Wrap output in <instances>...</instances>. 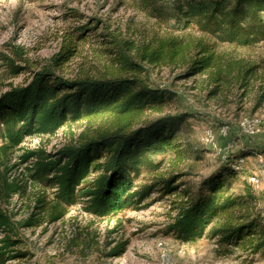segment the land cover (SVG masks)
Returning a JSON list of instances; mask_svg holds the SVG:
<instances>
[{"label": "rangeland", "instance_id": "rangeland-1", "mask_svg": "<svg viewBox=\"0 0 264 264\" xmlns=\"http://www.w3.org/2000/svg\"><path fill=\"white\" fill-rule=\"evenodd\" d=\"M81 27H86L83 33ZM198 44L214 53L217 64L194 76L185 75L192 60L199 57ZM160 46L164 55L151 63L147 53ZM67 49L72 50V56L53 68L57 76L137 77L149 87L172 92L173 97L162 109L129 121L112 114L82 119L53 135L28 137L11 150L8 180L17 182L22 190L8 202L0 203V208L13 221H26L33 214L41 224L21 229L25 242L17 250L27 255L6 264H243L240 260L216 258L213 243L207 240L181 244L163 230L177 212L182 189L195 190L200 180L216 172L227 156L259 153L264 148V99L258 100L264 94V44L254 48L217 44L192 27L181 30L172 21L160 22L146 16L135 0H0V93L26 85L35 72L50 65L52 57ZM16 51L22 54V60H18ZM121 52L141 68H136L137 72L129 70L119 57ZM3 56L15 60V65L22 68L20 74L12 76L8 72ZM184 112L192 115L187 124L191 138L203 149V160L196 165L194 176L177 182L181 185L178 192L160 199L154 193L147 200L152 201L147 208L128 210L114 218L94 217L78 204L61 220L48 222L40 202L43 191L27 171L31 161L21 160L26 151L54 153L78 142L83 135ZM221 127H227L226 137L217 133ZM207 128L215 133L213 146L202 141ZM241 159L238 170L243 171L242 179L252 186L259 198L258 207L264 210V154ZM190 162L173 157L160 173L167 176L184 172ZM252 177L256 184L251 182ZM147 179L143 174L138 183ZM45 194L50 197L48 191ZM76 235L79 238L73 246L70 241ZM118 245H124V253L109 257ZM252 264H264V258L256 257Z\"/></svg>", "mask_w": 264, "mask_h": 264}, {"label": "trees", "instance_id": "trees-1", "mask_svg": "<svg viewBox=\"0 0 264 264\" xmlns=\"http://www.w3.org/2000/svg\"><path fill=\"white\" fill-rule=\"evenodd\" d=\"M135 2L146 16L160 22L172 21L181 30L192 27L217 44L240 48L264 44V0ZM79 30L83 33L86 27ZM112 42L118 45L117 41ZM197 46L199 57L192 60L185 75L194 76L217 64L207 46ZM162 49L160 46L148 52V61L158 62L164 55ZM71 53L67 49L55 55L50 65L35 72L26 85L0 93V203L8 202L22 190L17 182L8 180L12 168L9 154L26 138L53 135L67 124L106 114L129 121L162 109L173 97L172 92L149 87L137 77L66 79L57 76L53 68L67 62ZM15 54L22 60L19 51ZM119 57L131 71L141 68L123 52ZM2 60L12 76L20 74L22 68L15 65V60L6 56ZM263 99L264 94L258 100ZM191 116L186 112L162 114L136 126H118L96 131L92 136L83 135L78 142L54 153L41 149L26 151L21 160L31 161L27 171L43 191L40 202L48 222L61 220L78 204L94 217L114 218L128 210L147 208L152 203L147 200L154 193L160 199L178 192L181 185L177 182L182 177L194 176L196 165L203 160V149L190 136L187 121ZM257 152L227 156L216 172L200 180L195 190L182 189L183 198L176 207L177 212L163 233L181 244L207 240L213 243L216 258H231L243 264L254 263L256 257L264 258V210L258 207L259 198L252 186L242 179L243 171L234 168L241 158L263 155L264 148ZM173 157L176 161L191 162L184 172L163 176L160 171ZM143 174L149 179L140 184ZM40 224L33 214L26 221H13L0 208L3 234L0 264L25 257L26 252L17 250L25 242L21 229ZM78 238L76 235L71 239L73 246ZM84 246L87 248L89 244ZM124 249V245H118L108 256H120Z\"/></svg>", "mask_w": 264, "mask_h": 264}, {"label": "built area", "instance_id": "built-area-1", "mask_svg": "<svg viewBox=\"0 0 264 264\" xmlns=\"http://www.w3.org/2000/svg\"><path fill=\"white\" fill-rule=\"evenodd\" d=\"M242 125H244V123H242ZM221 137H226L227 134H228V129L227 127H221L218 129V132H217ZM214 140H215V133L214 131L211 129V128H207L205 131H204V135H203V143L204 145H207V146H213L214 145ZM243 162V159H240L235 165H234V168L235 169H241L239 167V164ZM251 182H253L254 184L257 183L256 179L254 177H252L251 179Z\"/></svg>", "mask_w": 264, "mask_h": 264}]
</instances>
